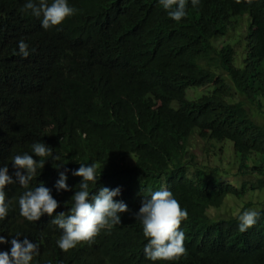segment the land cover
I'll list each match as a JSON object with an SVG mask.
<instances>
[{"label":"trees","instance_id":"trees-1","mask_svg":"<svg viewBox=\"0 0 264 264\" xmlns=\"http://www.w3.org/2000/svg\"><path fill=\"white\" fill-rule=\"evenodd\" d=\"M67 2L75 14L44 29L42 17L24 10L26 0H0V167L12 174V158L24 153L45 160L29 189L42 184L59 202L52 216L29 221L18 203L28 189L7 185L0 235L8 243L0 251L10 252L19 233V240L39 245L31 264H264V208L244 232L239 215L209 213L222 209L229 195L241 200L264 190V124L252 120L248 108L264 109V0H199L196 7L188 0L179 21L159 0ZM244 17L247 55L237 67V50L224 41ZM20 40L28 45L27 58L18 54ZM199 88L205 94L188 99ZM234 91L245 101H232ZM193 136L232 144L239 171L256 175L254 183L236 186L228 171L220 176L197 162ZM36 142L60 159L36 157ZM80 163L97 166L90 195L120 187L114 199L129 211L91 243L63 251L57 243L63 230L51 220L72 207L83 180L72 171ZM66 169L69 190L57 191ZM162 189L188 213L180 225L186 254L173 261L145 256L148 240L133 215ZM253 204L246 202L242 212Z\"/></svg>","mask_w":264,"mask_h":264},{"label":"clouds","instance_id":"clouds-1","mask_svg":"<svg viewBox=\"0 0 264 264\" xmlns=\"http://www.w3.org/2000/svg\"><path fill=\"white\" fill-rule=\"evenodd\" d=\"M239 2V0H237ZM159 3L167 10L169 17L179 21L187 15L186 6L188 0H159ZM193 7L199 4V0H191ZM25 11H31L35 17H42V27L49 29L60 25L65 19L75 14L76 9L69 6L67 0H26ZM19 53L27 58L30 55L28 45L24 40L18 43ZM32 151L36 157H52L59 160V156H53L52 148L45 143L36 142L32 145ZM45 160L34 159L33 155L24 153L12 158V167L15 171L9 174L7 165L0 167V220L8 215L5 187L19 183L26 190L19 197L20 215L29 221H38L47 213L52 216L59 207V202L53 198L51 190L42 184L34 189H29V183L37 176V169L43 168ZM66 169L60 172V179L56 183L57 191L69 190L66 183ZM72 175L83 178L79 184V190L72 196L73 205L67 212L55 215L51 223L63 230V234L57 241L63 251L74 248L78 243H91L102 229H111L113 225L122 223L120 213L128 212V206L122 200H115L121 194V188L109 189L101 187L94 195H90L89 184L96 183L97 166L95 163L85 165L80 163ZM136 219L143 225V234L148 242L144 246L145 256L152 260L173 261L186 254L184 246L185 234L180 230L183 220L188 218L186 210L182 209L173 193L167 189L155 191L150 198L143 199L138 212L133 213ZM260 213L255 210H245L238 216L239 231L244 232L255 225ZM11 239L9 251H0V264H31L34 256L39 255V245L25 237L22 241ZM8 243L6 238L0 235V244Z\"/></svg>","mask_w":264,"mask_h":264},{"label":"rangeland","instance_id":"rangeland-1","mask_svg":"<svg viewBox=\"0 0 264 264\" xmlns=\"http://www.w3.org/2000/svg\"><path fill=\"white\" fill-rule=\"evenodd\" d=\"M247 18L244 17L240 20L239 28L230 33L229 38H227L224 43H231L237 50V55L235 59V65L237 67H243L244 59L246 58V41L244 40V35L247 29ZM223 40L220 39L216 44L220 46ZM207 90H211V86L205 87ZM205 89H193L190 91L189 97H197L198 95H203ZM234 102L245 101L241 98L236 91H234V97L231 99ZM229 102H231L229 100ZM232 103V102H231ZM249 111L252 116V120H255L259 124H264V109L261 112L252 109L248 106ZM222 147V148H221ZM221 148V149H220ZM190 150L194 155L195 160L200 162L202 165L206 166L208 169H218L220 172V176H224L225 172H229V179L232 180V184L240 186L241 183H254L255 176L251 173L243 174L239 171L240 161L235 154V150L232 144L228 142L216 143L210 142L207 143L200 138L193 136L190 139ZM130 162L132 158H130ZM236 185V186H237ZM236 197L229 195L226 198L225 206H223L220 210H210V216L217 217L219 215L227 216H238L245 205V203L252 201L253 206L249 207L247 210H259L264 208V190H256L250 191L247 196L242 198L241 200L235 199Z\"/></svg>","mask_w":264,"mask_h":264}]
</instances>
